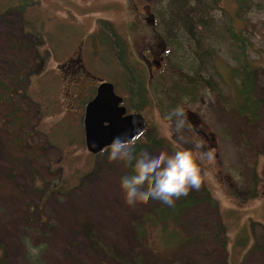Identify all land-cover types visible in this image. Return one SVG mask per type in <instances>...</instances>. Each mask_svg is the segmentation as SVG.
I'll list each match as a JSON object with an SVG mask.
<instances>
[{
    "label": "rangeland",
    "instance_id": "rangeland-1",
    "mask_svg": "<svg viewBox=\"0 0 264 264\" xmlns=\"http://www.w3.org/2000/svg\"><path fill=\"white\" fill-rule=\"evenodd\" d=\"M171 2L0 0V73L12 58L7 41L21 38L23 29L37 39L38 57L32 48L28 55L41 68L32 72L28 84L33 101L25 100L33 106L24 114L28 123L15 129L0 110L3 264H121L91 247L87 227L96 229L119 259L146 250L133 222L152 208L153 200L127 205L120 179L129 174L128 166L109 162L106 149L92 154L86 147L85 107L100 83L93 84L92 75L114 82L126 105L145 117L148 125L137 143H146L148 132L163 143L150 153L192 147L196 138L215 152L214 167L199 190L188 194L196 201L184 211L179 226L170 224L181 236L175 249H162L156 226L155 264H264V0H186L185 14L202 9L196 21L205 28L198 31H203V49L212 52L208 61L201 60L198 74L194 68L204 50L185 25L173 23L169 29ZM141 7H146L143 14ZM150 16L166 47L164 67L151 80L144 68H127L135 60L127 46L115 43L118 37L129 38L135 23ZM229 25L247 39L245 56L225 33ZM81 40L90 74L75 86L62 64ZM245 58L254 69L259 102L252 122L238 111L241 78L234 77ZM189 76L212 80L214 88L205 83L192 87ZM138 79L145 81L148 96L140 106ZM177 105H184L201 122L197 127L207 131L192 135L188 126L180 133L168 127L163 117ZM4 131L18 142L4 137ZM254 187L257 197H251Z\"/></svg>",
    "mask_w": 264,
    "mask_h": 264
},
{
    "label": "trees",
    "instance_id": "trees-1",
    "mask_svg": "<svg viewBox=\"0 0 264 264\" xmlns=\"http://www.w3.org/2000/svg\"><path fill=\"white\" fill-rule=\"evenodd\" d=\"M213 2L214 4L217 3L216 0H213ZM185 3L186 0H172L170 11L173 17L171 16L172 24H170L169 29L172 28L173 23L177 26H180L181 24L185 25L191 37L193 36V39L198 41V48H200V50H204L202 51L203 54L200 56L201 59H197L198 65L194 68V73L198 74L201 71V67H199L201 60L204 62L205 60L208 61L212 52L208 49H203V31H198V28H205L202 22L196 21L199 16L203 15V11H201L202 9L199 8V10L194 11L191 15H189L188 13L185 14L183 12ZM225 33L230 35L231 39H233L235 43L239 44L238 48L241 50V55L245 56V41L247 39L243 37L242 32L235 31L229 25L226 26ZM21 35V38H16L12 42H10L11 40L7 41V49L10 51L12 58H9L8 62L4 64V66L6 67V72L0 73V110L3 115L2 117L6 118L10 122V126L15 129L22 128L24 124L28 123L27 115L24 116L25 112L29 111L28 106H32L29 102L25 101L26 99H31L28 92V84L31 80L32 72H38L41 69H37V66L33 65V63L30 61L31 58H29L28 55L31 52L32 48L35 51L34 55L38 57V48L36 47L37 39H35L36 37L30 38L27 31H25L24 29L22 30ZM195 54L197 55V52ZM15 55L19 56L18 60ZM32 57H34L33 54ZM3 61L5 62L6 60ZM19 61L21 65H17ZM250 67L251 66L248 63V58H245V62L242 63L240 74L239 70L236 69L234 70V77L240 76L241 78V84L237 89V97L239 101L238 111L240 114L247 116L250 122H252L258 116L257 111L259 108V102L257 101V98L255 96V82L253 76L254 69ZM187 80L192 87H198L199 85L201 86L205 83L211 85V87L214 88V83L212 80L205 81L200 77L198 79H195L190 76L187 78ZM145 84L146 83L144 81L137 91L139 92L138 95L140 97L139 104L137 103L139 106L147 101L148 96L146 95L147 92ZM24 102L27 104L26 107L23 106ZM135 109L138 111L137 105ZM23 117H25V119ZM4 135V137L12 140L14 144L18 142V138H11V136L8 135L5 131ZM161 144H163L162 140L148 132V135L146 136V143H137L136 149L138 152L141 150L153 151L157 146ZM128 172L129 174L132 172V168L129 166ZM253 189V194L251 197H257L259 195L258 190H256L255 187ZM204 191L206 190L204 189ZM205 198L208 199L209 195L205 196ZM194 201H196V198L193 195L181 197L180 199L175 201L173 206H169L161 203L160 201L153 200L152 208L145 211L139 219L134 220L133 222V228L136 238L140 241L141 245L144 246L143 249L146 250L139 254L137 253L131 255V257H129L127 260L117 258L113 254L112 250L103 244L102 236L93 227H87V229L85 230V235L87 236L93 249L97 248L101 251L102 254L116 259L121 264H155L156 254L153 249L156 247V226H160L159 235L162 249H175L178 242L181 241V236L179 234V231L177 232V229H175L174 227H170V224L171 222H173L174 224L179 226L184 211ZM143 241H145L146 243H144ZM149 241L152 242L151 246L149 245ZM0 264H3V260L1 258Z\"/></svg>",
    "mask_w": 264,
    "mask_h": 264
},
{
    "label": "clouds",
    "instance_id": "clouds-1",
    "mask_svg": "<svg viewBox=\"0 0 264 264\" xmlns=\"http://www.w3.org/2000/svg\"><path fill=\"white\" fill-rule=\"evenodd\" d=\"M163 119L167 126L180 133L190 127L188 109L177 105ZM139 137H116L106 149L109 162H120L132 168L130 174L120 179L124 201L129 206L147 203L150 199L173 206L190 191L199 190L203 179L215 165V152L202 138H196L192 147L156 154L147 150L137 151Z\"/></svg>",
    "mask_w": 264,
    "mask_h": 264
},
{
    "label": "flooded vegetation",
    "instance_id": "flooded-vegetation-1",
    "mask_svg": "<svg viewBox=\"0 0 264 264\" xmlns=\"http://www.w3.org/2000/svg\"><path fill=\"white\" fill-rule=\"evenodd\" d=\"M141 9L142 10H138V11L140 14H143L144 9H146V7H141ZM153 23H154L153 16L142 17L140 22L135 23L136 25L135 32L130 33L131 36L129 38L118 37L117 41H115V43H117L119 48L121 47V44L123 46H127L129 48L130 57H133L135 60V63L133 61L131 62V64L133 65L126 64L127 68L128 66L129 68H138V67L144 68L145 71H147V73L149 74L150 80L151 78L152 79L155 78V72L159 71L161 68L164 67V62H165L164 51L166 48L164 42L160 40L161 34L157 31V29L155 32L153 28ZM154 41H156V43H154ZM83 42L84 40H81L80 44L76 47V49L72 51L71 55H69L66 58L64 64H62L63 67L69 68V70L71 71L69 72V76L71 77L69 80L70 85L76 86L85 83L88 80L89 77L88 75L90 74V72L86 68V64L83 61V55H84ZM91 77L93 78V82H94L93 84H96L98 79H100L99 80L100 83L95 87V92L93 96L94 98L97 94L98 86L105 80H101V77H97L93 75ZM111 83L114 84L116 89V84L114 82ZM142 83H143L142 79L136 80L135 81V86H137L136 89L140 88ZM116 93L118 94L117 91ZM137 94H139V92H137ZM122 97L124 99L123 105L126 106L127 108V113L136 112L134 110H131L126 105L125 98L124 96ZM188 120L190 123V128H188L190 134L193 135L194 133H200L199 131H203V132L207 131L205 130V126L203 129L197 127V124H200L201 122L199 121V119L196 118L195 115L193 114L188 115Z\"/></svg>",
    "mask_w": 264,
    "mask_h": 264
},
{
    "label": "water",
    "instance_id": "water-1",
    "mask_svg": "<svg viewBox=\"0 0 264 264\" xmlns=\"http://www.w3.org/2000/svg\"><path fill=\"white\" fill-rule=\"evenodd\" d=\"M123 101L114 84L104 81L98 86L96 96L86 104L85 143L92 154L107 149L116 137L134 138L145 132L148 125L145 117L140 112L127 113Z\"/></svg>",
    "mask_w": 264,
    "mask_h": 264
}]
</instances>
